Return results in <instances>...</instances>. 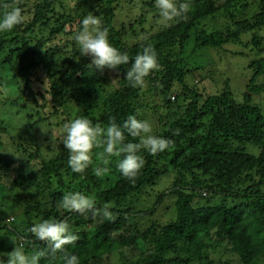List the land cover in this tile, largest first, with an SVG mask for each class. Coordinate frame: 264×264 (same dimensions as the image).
<instances>
[{"label": "trees", "instance_id": "16d2710c", "mask_svg": "<svg viewBox=\"0 0 264 264\" xmlns=\"http://www.w3.org/2000/svg\"><path fill=\"white\" fill-rule=\"evenodd\" d=\"M93 1L0 0V174L11 199L0 204V258L264 264V106L252 101L264 56L249 62L240 101L198 88L200 67L184 56L243 40L262 54L264 0ZM147 16L166 22L145 36ZM101 129L108 153L76 143ZM167 173L169 186L138 208L136 194ZM167 197L175 216L142 226L136 216Z\"/></svg>", "mask_w": 264, "mask_h": 264}, {"label": "rangeland", "instance_id": "374dc122", "mask_svg": "<svg viewBox=\"0 0 264 264\" xmlns=\"http://www.w3.org/2000/svg\"><path fill=\"white\" fill-rule=\"evenodd\" d=\"M70 0H64V5L71 8L72 2L68 3ZM74 1V0H73ZM89 1V3H84ZM158 3L164 2V0H155ZM66 2V3H65ZM80 3L81 9L87 10L90 7H92L94 4L93 0H78ZM68 4V5H67ZM88 4V5H87ZM127 13L125 14L124 13ZM122 10V12L119 14V19L116 20V22H119V20H127L128 11L126 9ZM161 22H166V20L159 19L156 23L153 22L149 16H147V20L145 23V29L147 32L143 35L147 36L149 34L155 33L158 31L159 24ZM154 26L153 29H149V25ZM139 30V28H137ZM257 34L262 36L264 39V28L257 31ZM134 39L132 41H135L136 38L132 35ZM247 37L249 40L251 37V34H244V39ZM227 49L224 47L210 50L207 47L201 48L196 51V53L191 54V47H188L185 51V63H187L188 67L197 66L200 67L197 71H195V77L200 80V82L197 84L198 88L202 89L205 93H216L221 92L223 88H228L230 91H232L233 96L236 100L240 101L242 93L245 89V84L248 81V79L251 77V74L253 72V69L249 67V62L257 58L259 56H264V51L262 54L256 53V51L249 46H246L244 40L238 44H227ZM264 46V41H263ZM213 51V52H209ZM227 54V55H226ZM210 71V77L205 76V74ZM194 79L192 76L188 78L189 82H192ZM224 82V86H223ZM258 83H264V72L257 78ZM5 100V94L0 93V102ZM252 101L257 103L260 102L264 106V91H262L260 94L257 95V99L255 97H252ZM6 102V101H5ZM261 106V105H260ZM19 109L17 105H14L10 112L16 111L14 115H16L14 122L16 124L19 116L23 117V110H17ZM6 107L5 105L0 107V112H5ZM264 110V108H263ZM9 113V112H8ZM77 122V121H76ZM22 124V119L17 122V125ZM147 128H150L147 126ZM66 132L60 131L59 133L55 134V137H58L57 139L64 138ZM109 134V132L105 129H101L100 132H93L88 136L79 138L76 143L80 144L86 149L89 150H97L101 153H108L107 150L109 147L105 146L104 144V138ZM72 137V135L70 134ZM74 138V137H72ZM145 139L150 140L151 136L146 135ZM104 145V146H103ZM95 150V151H96ZM11 151V150H10ZM113 154L115 157L111 163H116L118 159V153H115L113 151H109ZM111 156V157H113ZM110 163V161L108 162ZM0 204H8L11 202L10 199V193L6 191L5 189V183L7 181L4 180L5 176L4 174H0ZM172 180V174L167 173L166 175H162L158 180L157 183L153 184V187L149 189L147 186L143 190H141L140 193H137L136 196L139 197L142 201V204L138 206V208H143L144 205L148 204H154V194L157 191L164 190L165 187L169 186V181ZM4 182V183H3ZM6 191V192H5ZM148 192V195L146 193ZM203 192V191H202ZM153 193V195H152ZM137 204V202H135ZM83 204V200L79 201V204H77V208L81 207ZM9 205V204H8ZM155 212L152 213V215H137L136 217H139L140 224L142 226H147L151 223L152 220H156L159 223H163L166 220H169V218L175 216V209H174V200L170 197H167L164 199V201L160 204L156 205ZM150 216V217H149ZM20 258H18V262L14 261V257L11 259L4 261L0 258V264H24L25 259L20 254Z\"/></svg>", "mask_w": 264, "mask_h": 264}, {"label": "clouds", "instance_id": "9594fccd", "mask_svg": "<svg viewBox=\"0 0 264 264\" xmlns=\"http://www.w3.org/2000/svg\"><path fill=\"white\" fill-rule=\"evenodd\" d=\"M72 136H74L75 137V133H73V134H71ZM205 192L203 191V194H204ZM154 201V200H153ZM10 220H12V219H10Z\"/></svg>", "mask_w": 264, "mask_h": 264}]
</instances>
